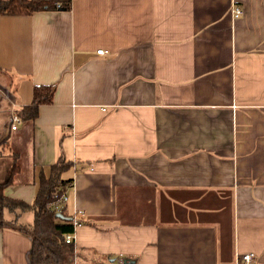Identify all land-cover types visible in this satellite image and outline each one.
I'll return each instance as SVG.
<instances>
[{"label":"crops","instance_id":"obj_1","mask_svg":"<svg viewBox=\"0 0 264 264\" xmlns=\"http://www.w3.org/2000/svg\"><path fill=\"white\" fill-rule=\"evenodd\" d=\"M39 84L52 101L12 129ZM0 100V181L17 165L7 198L31 204L40 173L72 163L64 217L82 216L58 264H243L247 252L264 264V0L0 15ZM4 219L0 264H32V210Z\"/></svg>","mask_w":264,"mask_h":264},{"label":"trees","instance_id":"obj_2","mask_svg":"<svg viewBox=\"0 0 264 264\" xmlns=\"http://www.w3.org/2000/svg\"><path fill=\"white\" fill-rule=\"evenodd\" d=\"M69 5L70 0H0V15H26L41 10L69 8ZM53 92L54 85H33L31 102L22 105L17 110L20 118L22 120L33 119L37 115L40 104L52 101ZM71 165V162L60 155L54 163L49 165L47 174L40 173L38 188L31 204L7 198L2 192L3 187L11 181L12 175L17 170L15 163H12L7 177L0 181V227L6 225L5 210L15 208L32 210V224L21 225V229L31 237L30 260L32 264H58L73 252L72 243L64 240V234L74 230L72 216L67 219L57 215L58 212L63 216L66 215L65 202L58 200L72 181L71 178L62 177L63 172ZM57 202L60 205L59 211L55 208ZM101 264L117 263L108 260ZM121 264H133V261L129 257H123Z\"/></svg>","mask_w":264,"mask_h":264},{"label":"built area","instance_id":"obj_3","mask_svg":"<svg viewBox=\"0 0 264 264\" xmlns=\"http://www.w3.org/2000/svg\"><path fill=\"white\" fill-rule=\"evenodd\" d=\"M232 13H233L234 17H237L240 15L241 10L237 6H234L232 8ZM102 52H103L102 49L97 50V53H102ZM10 117H11V128L15 129L16 124L20 121V118H19L18 114L14 111L11 112ZM66 200H67V194L64 193L58 201L59 202H66ZM59 207H60V205L57 202L55 204V208L58 211H59ZM81 216H82V211H80V210L74 211L73 216L71 217L73 227H75L76 225L81 223V221H80ZM73 232H74V230H73ZM73 232H69V233L64 234L65 242H67V243L72 242ZM253 259H254V256L251 252H247V253H244L241 255V260L243 261V264H251ZM109 261H112L113 263L121 264L123 262V258L121 256H118V257H114V258L109 259ZM95 264H101V263H95ZM237 264H241V263L238 262Z\"/></svg>","mask_w":264,"mask_h":264},{"label":"water","instance_id":"obj_4","mask_svg":"<svg viewBox=\"0 0 264 264\" xmlns=\"http://www.w3.org/2000/svg\"><path fill=\"white\" fill-rule=\"evenodd\" d=\"M57 215H58L60 218H66V217H64L62 214H60L59 212L57 213ZM67 219H70V218L67 217Z\"/></svg>","mask_w":264,"mask_h":264},{"label":"rangeland","instance_id":"obj_5","mask_svg":"<svg viewBox=\"0 0 264 264\" xmlns=\"http://www.w3.org/2000/svg\"><path fill=\"white\" fill-rule=\"evenodd\" d=\"M0 103H2V101L0 100ZM17 125V124H16Z\"/></svg>","mask_w":264,"mask_h":264}]
</instances>
